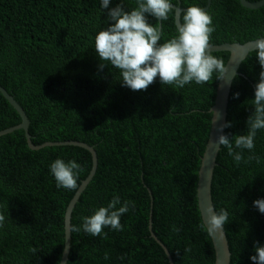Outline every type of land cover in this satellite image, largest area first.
Wrapping results in <instances>:
<instances>
[{"label":"trees","instance_id":"trees-1","mask_svg":"<svg viewBox=\"0 0 264 264\" xmlns=\"http://www.w3.org/2000/svg\"><path fill=\"white\" fill-rule=\"evenodd\" d=\"M179 1L181 9L206 5V0ZM170 2L178 6L177 0ZM124 7H135L134 0H124ZM206 11L215 26L210 44H243L264 36V5L250 10L238 0H211ZM104 19L99 0H0V85L25 111L32 143L80 141L96 152L95 174L71 213L66 264H169L150 236V224L173 264H214L196 188L215 74L207 83L190 82L182 89L162 85L158 78L142 91L121 87L115 69L97 67L93 37L106 26ZM148 22L158 23L151 16ZM175 29L170 13L161 22L159 42L175 35ZM211 54L224 64L229 57L228 52ZM259 72L255 52H250L230 89L226 122L231 127L224 129L229 140L246 132ZM20 121L0 94V131ZM227 152L225 147L218 151L212 202L215 212L228 214L223 230L230 264H251L254 245L264 243V215L252 206L264 198V130L257 132L252 153L242 150L238 166ZM249 156H258L260 163ZM57 157L81 166L79 187L92 167L87 150H31L21 129L0 136V264L60 263L65 210L77 189L55 187L48 165ZM113 194L135 204L134 211L121 216V231L104 228V237H93L74 230L81 216L106 205Z\"/></svg>","mask_w":264,"mask_h":264},{"label":"clouds","instance_id":"clouds-1","mask_svg":"<svg viewBox=\"0 0 264 264\" xmlns=\"http://www.w3.org/2000/svg\"><path fill=\"white\" fill-rule=\"evenodd\" d=\"M113 3L114 6L110 7ZM134 3L135 7L125 10L124 0H99L106 26L93 37L94 52L99 61L98 70L111 66L118 74L115 79L121 87L132 91L146 90L156 78L162 85L181 89L190 82L196 85L207 83L213 74L215 80L223 79L226 66L222 59L213 56L209 50V38L215 30L210 12L192 4L178 13L170 0H134ZM170 13L179 16V23L175 35L160 43L162 32L159 22L167 20ZM149 16L156 18L158 23L150 24ZM253 42L260 72L251 99L253 112L246 120V132L234 135L231 140L225 134L217 137V144L227 148L228 156L237 166L243 159L242 150L252 153L257 132L264 130V36ZM237 96L233 94V98ZM212 113L214 117L215 113ZM230 127L231 122L221 126L222 129ZM248 159L260 163L258 156H249ZM48 170L58 190L78 188L77 179L82 169L75 160L57 157L49 163ZM252 206L264 215V198L253 200ZM130 210H135L132 201L122 200L121 196L113 194L106 205L93 208L91 215L81 216V224L74 230H82L93 237H104V228L119 232L122 230L120 218ZM208 211L209 227L204 222L202 227H206L208 234L213 236V232L223 229L228 214L224 209L214 214L212 209ZM2 220L3 217H0ZM171 230L178 233L180 229L172 225ZM184 251L187 253L190 248L186 247ZM254 252L248 258L251 264H264V243L255 244ZM104 259H108L107 253Z\"/></svg>","mask_w":264,"mask_h":264},{"label":"water","instance_id":"water-1","mask_svg":"<svg viewBox=\"0 0 264 264\" xmlns=\"http://www.w3.org/2000/svg\"><path fill=\"white\" fill-rule=\"evenodd\" d=\"M241 6L250 9L257 10L261 6L264 5V0L258 1H248V0H238ZM178 6L173 5V8L178 12L182 13L184 9L179 7L180 1L177 0ZM211 0H206V5L203 9L206 11L210 5ZM161 24V22H159ZM179 23V16H175L174 14V25L177 26ZM161 28V25L159 26ZM255 41V40H253ZM253 41H249L243 44L240 43H222V44H210V51L213 52H228L229 57L227 62L225 63L226 72L222 80H219L216 86V94L214 99V104L209 109V113L211 114L210 121V130L208 139L204 148V152L202 157L200 158V167L198 170V180H197V188H196V197H197V206L200 213V217L205 223L206 227L208 225L209 218V209H212V214L215 213L212 197H211V182L213 178V170L216 166V158L218 155V151L220 150V146L217 144V137L221 134H224V129L221 126L226 122L227 117V108L229 102V94L232 86V82L234 78L239 74L238 69L242 61L246 58V56L255 51V43ZM0 94L7 100V102L14 108V110L18 113L20 117V123L16 126L6 128L0 131V136L12 133L16 130H23L24 136L26 139V143L31 150H39L44 147L49 146H76L87 150L91 155L92 167L88 174V176L81 182L79 187L77 188L75 194L72 199L68 203L65 215H64V248L62 251L61 259L59 264H66L68 260V255L70 251V242H71V233H70V219L71 213L76 205L80 195L86 189L87 185L90 183L93 178L96 168H97V156L94 148L86 143L80 141H65V142H45L40 145H34L31 141V136L28 133L29 127V119L23 110V108L19 105V103L14 99L12 95H10L5 88L0 85ZM215 116L213 117V113ZM205 229L208 232V229ZM149 233L150 236L156 241V243L162 248L164 254L168 259L169 264H173L171 255L169 254L167 248L161 243V241L155 236L152 231L151 224L149 225ZM210 236V235H209ZM211 242L214 249V264H230V250L229 244L226 237V234L223 229L217 230L213 232V236H210Z\"/></svg>","mask_w":264,"mask_h":264}]
</instances>
